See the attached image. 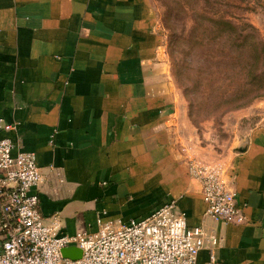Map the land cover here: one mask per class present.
<instances>
[{
	"label": "crops",
	"instance_id": "0c3cea01",
	"mask_svg": "<svg viewBox=\"0 0 264 264\" xmlns=\"http://www.w3.org/2000/svg\"><path fill=\"white\" fill-rule=\"evenodd\" d=\"M0 118L14 151L34 152L38 210L60 232L174 199L189 226L221 237L218 264H264V123L222 155L199 143L151 0H0ZM189 157L224 169L244 222L205 214Z\"/></svg>",
	"mask_w": 264,
	"mask_h": 264
},
{
	"label": "built area",
	"instance_id": "2783aa9c",
	"mask_svg": "<svg viewBox=\"0 0 264 264\" xmlns=\"http://www.w3.org/2000/svg\"><path fill=\"white\" fill-rule=\"evenodd\" d=\"M12 127L0 118V131ZM187 170L200 185L206 215L226 223L246 220L220 165L189 157ZM42 180L34 152L14 151L13 142L0 136V264H218L221 237L189 226L174 199L144 217L64 233L56 216L45 219L38 210L34 189ZM68 246L79 248L80 257H64L61 250ZM204 248L208 259L199 263Z\"/></svg>",
	"mask_w": 264,
	"mask_h": 264
},
{
	"label": "rangeland",
	"instance_id": "374dc122",
	"mask_svg": "<svg viewBox=\"0 0 264 264\" xmlns=\"http://www.w3.org/2000/svg\"><path fill=\"white\" fill-rule=\"evenodd\" d=\"M151 1L180 90L182 113L195 136H200V144L220 155L232 151L238 135L264 123V95L232 107L229 97L244 85L243 54L216 38L207 20L228 19L244 31L254 29L264 39V0Z\"/></svg>",
	"mask_w": 264,
	"mask_h": 264
},
{
	"label": "trees",
	"instance_id": "16d2710c",
	"mask_svg": "<svg viewBox=\"0 0 264 264\" xmlns=\"http://www.w3.org/2000/svg\"><path fill=\"white\" fill-rule=\"evenodd\" d=\"M207 21L216 31V38L226 41L229 47L241 49L243 54L240 71L244 74V85L229 97L232 107H241L264 95V39L254 29L244 31L228 19L209 17Z\"/></svg>",
	"mask_w": 264,
	"mask_h": 264
},
{
	"label": "water",
	"instance_id": "95a60500",
	"mask_svg": "<svg viewBox=\"0 0 264 264\" xmlns=\"http://www.w3.org/2000/svg\"><path fill=\"white\" fill-rule=\"evenodd\" d=\"M61 253L64 257L75 259V258L80 257L81 251L79 248L75 246H68V247L63 248L61 250Z\"/></svg>",
	"mask_w": 264,
	"mask_h": 264
}]
</instances>
